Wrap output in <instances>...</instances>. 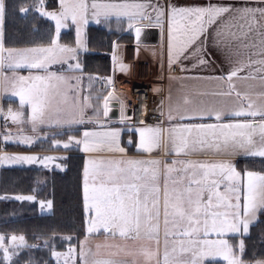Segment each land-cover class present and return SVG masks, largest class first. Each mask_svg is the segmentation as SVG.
I'll return each instance as SVG.
<instances>
[{
    "label": "snow or ice",
    "instance_id": "1",
    "mask_svg": "<svg viewBox=\"0 0 264 264\" xmlns=\"http://www.w3.org/2000/svg\"><path fill=\"white\" fill-rule=\"evenodd\" d=\"M44 2L34 0L32 5L21 7L19 11L28 13L34 9L40 16L55 21L56 37L70 20L77 25L78 46H82L81 26L87 24L89 16L97 23L101 16L105 19L115 16L127 18L129 28L141 21L152 23L154 20L164 31L166 22L170 68L181 57L187 59L189 55L200 54L209 37L216 47L239 57L226 76L212 78L226 81V90L185 93L174 102L168 97L167 110L161 115L167 116L169 126L136 129L138 151L152 153L163 149L164 156L177 157L170 163L160 159L123 158L125 149L120 147L118 129L85 131L82 138L75 141L83 145L81 151L96 154L86 159L83 170L85 223L88 235L102 230L106 242L97 244L95 252L85 250L84 242L78 253L71 247L67 253L53 250L51 256L57 264L61 259L63 264H77V256L79 264H121V259L127 257L132 258L133 264H205L206 261L244 264L243 242L237 254L226 237L240 232L241 225L247 234L250 219L264 209V173L245 171L241 174L229 160L191 157L242 153L264 158V8L218 3L161 7L151 0L120 3L60 0L57 13L45 11ZM4 13L5 3L0 0V25ZM139 32L137 28V36ZM56 37L48 47L27 49L5 48L0 38V90L19 97L20 106L15 112L10 108L5 119L21 123L23 109L27 106L30 109L27 123L32 125L33 131L46 121L57 125L85 123L84 109L92 107L91 97H81L76 85L70 83L79 78L48 71L52 64L68 63L65 53L75 58L76 50L59 45ZM198 63L202 65L207 61L199 55ZM5 67L13 71L28 68L46 74L7 77L3 75ZM69 69L78 70L80 65L69 64ZM120 70L125 71L126 67L120 65ZM235 80L258 81V85L241 91ZM111 83L109 78L108 84ZM205 97L224 99L206 100ZM112 98L111 92L104 97L105 116ZM163 104L162 101V107ZM95 111L98 116L99 108ZM213 117L216 123H182ZM225 120L228 122H223ZM72 139L69 137L70 141ZM20 142L31 143L32 140L22 137ZM64 147L68 148L69 144ZM101 153L121 156L99 155ZM52 159L44 157L41 162ZM36 160L35 156H0V164ZM15 198L34 199L32 196ZM47 204L50 208L51 201ZM212 236L216 238H210ZM24 247L37 245L28 246L22 235H0V252L5 264Z\"/></svg>",
    "mask_w": 264,
    "mask_h": 264
},
{
    "label": "crops",
    "instance_id": "2",
    "mask_svg": "<svg viewBox=\"0 0 264 264\" xmlns=\"http://www.w3.org/2000/svg\"><path fill=\"white\" fill-rule=\"evenodd\" d=\"M99 2H114L120 3L124 2V0H99ZM127 2H145V0H127ZM91 3V0H89ZM151 3L156 5H160L161 7H165L166 5H177V6H196L203 5L207 3H218V4H228L236 7H252V8H264V2L262 0H151ZM45 11L48 12H59L60 11V0H45L44 2ZM39 14V13H38ZM40 15V14H39ZM42 17V16H41ZM99 23H97L96 19H93L91 16L88 17L87 24H83L81 26V35L80 39L86 41L85 47H78L75 50V59L74 64H79L80 69H69L66 68V64L64 63V67L61 63L52 64L49 66L48 71L54 72L57 75H63L65 77H77L78 80L73 79L70 83L76 85L78 91H80L81 97L88 95L91 97L89 101L92 105L90 108L84 109L85 114V123L82 124H62L57 125L53 124L54 122H45L40 126L36 127L35 132L32 133V126H29L27 123L28 115L30 114V109L27 106L23 109L24 117L21 118L22 124L12 123L7 130L5 128L3 131H6V134L9 133L10 139L4 140V137L0 139V154L12 156V155H22V156H35L37 160L33 163L20 162V166H34L45 169H64L65 163L68 155L73 153H81L86 159L90 156L96 155L92 153H85L81 151L83 145H77L75 143L76 140L81 139L83 133L85 131H107L111 129H118L120 131L119 143L120 147L125 149V153L123 154V158L128 159H160L167 160L169 163L172 159H176L177 157L169 155L164 156L163 149L154 150L152 153H145L142 151H138L137 144L139 143V133L136 129L142 127H129L126 126L123 121L125 118L119 117L110 118L108 115H104V97L107 96L110 92L116 95H119L115 91L109 89L107 92L100 89L97 76L101 75L99 72H95L89 68L90 64H87V53H90V50H96L98 52H102L98 49H92L90 43L91 34H95V37L98 35H106L113 34L116 39L112 44V72L106 78H111L112 83L114 85L125 84L129 85L131 82L136 80H143L151 75L153 76H162L164 66H169L168 59V46H167V32H166V22L164 31L161 30L159 26L155 25L153 20L152 23L148 21H141L134 25V27L129 28L128 20L125 17H121L117 19L115 16L108 17L105 19L104 17H99ZM259 19V18H258ZM42 20L50 22L54 27V37H56L55 33V21L50 20L46 17H42ZM68 26L63 27L60 30V34L57 38L58 44L61 46L69 47L71 45L75 46V39H77V25H74L69 20L67 22ZM139 26H148V27H157L159 29V41L156 43H142L136 41V29ZM211 31V30H210ZM66 33L68 34L67 42H63L61 40L62 35ZM0 38H2L3 42V23L0 25ZM52 38V39H53ZM50 43L47 44H37V45H29L22 47H6L11 49H27L34 47H48ZM99 45L95 42L94 47H98ZM191 51V50H190ZM95 53V52H91ZM72 54L65 53L64 57L70 60ZM185 55H189L186 53ZM199 55H202L203 58L207 61L205 64H199L198 58ZM239 59L234 55H230L223 48H218L213 43L211 37L204 43L203 50L197 56H190L185 59L181 57L177 63L178 72L177 73H169L166 78V91L164 99H160L158 101V106L164 112L167 110V106L169 103L168 97L172 98V101H176L177 98L184 95L185 93H190L194 91H212V90H226L227 82L220 81L216 79H212L215 77H224L228 74V72L235 65V61ZM173 64V65H174ZM120 65H124L126 67L125 71L120 70ZM8 68L5 67L3 69V74ZM183 69V71H182ZM9 71L13 75L16 76H29V75H45L46 73L37 70H30L28 68H17L14 71L9 69ZM247 71V70H246ZM71 72V73H70ZM245 73H240L239 75L243 76ZM91 78V79H90ZM83 81L84 83L80 84ZM236 87L239 90H243L242 88H246V81L235 80ZM258 82V81H257ZM80 85V88L78 87ZM206 100H220L224 98L218 97H205ZM19 98L11 95L9 99H7L9 107L12 106L16 108L19 106ZM110 101H118L120 107V101L113 97ZM162 101L164 102L162 107ZM108 102V103H109ZM5 100H3V105ZM109 107V105H108ZM99 108V115L97 116L95 109ZM5 119V118H2ZM24 120V122H23ZM181 121H173V123H179ZM217 121L213 118L205 119V120H185L182 123H216ZM223 122H228L227 120ZM149 126H161L168 127L169 123L167 120V116L165 115L164 122L160 125H149ZM145 127V126H144ZM14 130V131H13ZM3 131L0 133L2 134ZM40 134V135H39ZM19 135V136H18ZM12 136V138H11ZM22 137L31 138L32 142L21 143L20 139ZM69 137L73 139L70 141ZM54 142H59L55 144ZM69 144L68 148L64 147V144ZM18 146L19 150L10 149L13 146ZM99 155L105 156H115L119 158L121 154L119 153H101ZM44 157H53L54 159L45 161L42 163ZM184 157H181L183 159ZM192 159H226L229 160L236 168L238 172L243 174L246 170V159H264L262 157H251L246 156L242 153H234L231 156H212V155H195L191 157ZM84 161V165H85ZM11 163V162H10ZM11 164V165H12ZM47 165V166H45ZM59 166V167H57ZM253 171V170H252ZM259 172V171H257ZM264 173V172H261ZM35 197V195H33ZM264 216V209L258 210L254 217L250 219L249 229L247 234L243 232V226L241 225V230L238 233L229 234L226 238L228 239L229 244L234 247V250L237 254H240L239 245L241 241L243 242V253L242 260L244 264H264V255L261 257H252L247 258V249L249 247L247 237L251 233L252 226L262 217ZM258 217V218H257ZM87 218V216H86ZM86 230V223H85ZM163 232V226L161 225V235ZM89 242H84L85 250H92L95 252L97 244H103L106 242L105 235L102 233L88 235L87 231L84 236V239H88ZM215 239V236L210 237ZM82 240V242L84 241ZM81 245V244H80ZM162 250V248H161ZM77 263L79 264V258H77ZM217 264V262L206 261L205 264ZM121 264H133L132 258H122ZM219 264H223V262H219Z\"/></svg>",
    "mask_w": 264,
    "mask_h": 264
},
{
    "label": "trees",
    "instance_id": "3",
    "mask_svg": "<svg viewBox=\"0 0 264 264\" xmlns=\"http://www.w3.org/2000/svg\"><path fill=\"white\" fill-rule=\"evenodd\" d=\"M33 2L34 0H4V46L22 47L51 42L54 36L52 23L42 20L34 9L28 13L19 11L21 7L30 6ZM67 37L68 34L64 33L61 40L67 42ZM115 40L111 33L97 37L91 34V48L102 52L87 53L86 63L90 64V69L111 74L112 44ZM95 42L98 47H94ZM105 66L106 69H103L102 67ZM10 149L19 150V147L16 145ZM84 161L83 154L73 153L68 155L64 169L2 166L0 168V235L6 237L11 234L23 235L28 243L37 245L33 250L38 256L42 248L46 249L49 256L53 245L58 251H65L70 246L77 247L76 245L80 244L86 234V213L83 204ZM246 168L264 172V159H246ZM15 195H35L36 199L19 201L13 197ZM41 199L51 200L50 213L39 212ZM263 233L264 216L252 226L251 233L247 237L249 242L245 255L247 258L264 255V240L261 237ZM29 250L22 251L21 263L17 264H23L28 256L31 258L30 254L34 253ZM50 257L54 262L51 263L57 264L53 257Z\"/></svg>",
    "mask_w": 264,
    "mask_h": 264
},
{
    "label": "rangeland",
    "instance_id": "4",
    "mask_svg": "<svg viewBox=\"0 0 264 264\" xmlns=\"http://www.w3.org/2000/svg\"><path fill=\"white\" fill-rule=\"evenodd\" d=\"M44 10H46V8H44ZM81 40V42H82V46L81 47H85L86 45V41H84L83 39H80ZM75 46H73V45H71V46H69V48H73V49H76V48H78V47H80V46H78L77 45V39H75ZM76 60L75 59H73V61L71 60V58H70V60L68 59V63H66V68H69V64H71V65H76V64H74V62H75ZM62 64V66L64 67V63H61ZM108 64V63H107ZM177 65V64H176ZM103 69H106V66L105 67H102ZM164 70V69H163ZM95 72H97V71H95ZM71 73V72H70ZM99 73H101V72H99ZM12 74L13 73H11L10 71H9V69H7L5 72H4V76H7V77H12ZM108 75L107 74H105V73H101V75H98L97 76V82L99 81V80H101V79H104V78H106ZM161 76H153V75H151L150 77H148V78H146V79H143V80H136V81H133V82H131L130 83V86L133 84H139V83H144L145 81H148L149 79H155V78H160ZM82 83H84L83 81H81L80 82V84H82ZM98 85H99V82H98ZM250 85H258V82L257 81H251V80H249V81H246V87L247 86H250ZM79 88H80V85L78 86ZM243 90L242 91H244L246 88L245 87H243L242 88ZM114 91V90H113ZM109 92H107V94H108ZM11 97V94L10 93H6V92H4L3 90H0V132L1 131H3V128L1 127V119L2 118H5L7 115H8V110L11 108L12 110H13V112H15V111H18V110H20V106H17L16 108H13L12 106H10L9 107V105H8V102H7V99H9ZM15 97V96H14ZM113 97H116L119 101H120V107H119V117H123V118H128V114H127V107H126V105H125V101H124V96L123 95H116V94H114L113 93ZM19 98V97H18ZM3 100H5V103H4V105H3ZM19 101V100H18ZM24 117V116H23ZM24 119H25V117H24ZM23 122H24V120H23ZM21 124H22V121H21ZM53 124H55V123H53ZM17 125H18V123H17ZM23 125V124H22ZM28 125L29 126H32L30 123H28ZM18 126H20V125H18ZM38 126H40V125H38ZM5 130H9V129H5ZM3 131V133L1 134L0 133V139H1V137H4V140H6L5 139V137L6 136H10L9 135V133L8 134H6V131ZM14 131V130H13ZM33 134L35 133H38V132H35V131H33L32 132ZM40 135V134H39ZM19 136V135H18ZM11 138H12V136H11ZM0 156H4L3 154H0ZM11 164L12 163H10L9 161H6V162H4V163H2V164H0V168L2 167V166H11ZM13 164H19V163H13ZM12 164V165H13ZM246 169H248V168H246ZM246 171H252V170H246ZM255 172H257V171H255ZM17 196H32V197H34L33 195H15V196H13L14 198L15 197H17ZM36 199V196L34 197V199L33 200H35ZM33 200H31V201H33ZM19 201H21V200H19ZM48 201H51V200H49V199H41L40 201H39V212L40 213H42V214H48V213H50L51 211H52V202H51V207L49 208L48 207V204H47V202ZM258 218V217H257ZM2 235V234H1ZM11 235H16V236H21V234H11ZM10 235V236H11ZM5 237H6V235H4ZM9 236V237H10ZM23 236V235H22ZM261 237H262V239L264 240V233L261 235ZM25 238V237H24ZM84 239V237L81 239V241H80V244H81V242H82V240ZM90 238H88L87 240L86 239H84V241L83 242H86V241H88ZM25 241H26V244L28 245V246H31V245H33L32 243H28L27 242V240H26V238H25ZM86 243H88L89 244V242H86ZM80 244L79 245H76L77 247H75V246H73V247H71V248H73L77 253L79 252V250H80ZM263 244V243H262ZM43 247H46V245H43ZM70 247H68V249L70 248ZM26 249H30L29 251H33V253L34 254H30V256H31V258L28 256L27 257V259L23 262V264H35V262H36V264H38V263H41V264H52L51 263V261L53 262V260H52V258L50 257L51 256V252L53 251V250H55L56 252H59V253H67L68 252V249L67 250H65V251H58V249L56 248L55 249V247H54V245L51 247V250H50V255L48 256V252L46 251V249H43L42 248V250L39 252V256L37 255V252H35L34 250H33V247H24V248H22V249H20L19 251H18V254L17 255H15V256H13V258H12V261L11 262H8V264H17V263H21L20 262V260H21V254H22V251H24V250H26ZM3 253L2 252H0V264H5V262L3 261ZM77 258H78V256H77ZM45 259V261L43 262V260ZM54 259V258H53ZM34 260V261H33ZM55 260V259H54ZM56 261V260H55ZM57 262V261H56ZM54 263V262H53ZM60 263H62L63 264V259H61V261H60Z\"/></svg>",
    "mask_w": 264,
    "mask_h": 264
},
{
    "label": "built area",
    "instance_id": "5",
    "mask_svg": "<svg viewBox=\"0 0 264 264\" xmlns=\"http://www.w3.org/2000/svg\"><path fill=\"white\" fill-rule=\"evenodd\" d=\"M178 65L174 64L171 66H164L163 75L160 78L149 79L144 83L132 84L126 86L125 84L114 85L108 84V79L104 78L100 80L101 89L112 86L113 89L119 94L124 96L125 105L131 110L128 118L124 121V124L129 127H144L149 125H160L164 122L165 115H161L162 110L158 106V101L164 99L166 91V76L169 73H177ZM137 89H144L147 94H151L152 98L147 108L143 106L144 114L139 115L141 94L137 93ZM146 97V94H142V98ZM12 126V123L7 119L1 120V127L8 129Z\"/></svg>",
    "mask_w": 264,
    "mask_h": 264
},
{
    "label": "water",
    "instance_id": "6",
    "mask_svg": "<svg viewBox=\"0 0 264 264\" xmlns=\"http://www.w3.org/2000/svg\"><path fill=\"white\" fill-rule=\"evenodd\" d=\"M139 36L136 33V41L142 43H156L159 41V29L157 27L139 26ZM91 52H98L96 50H90ZM108 116L110 118H116L118 116L119 102L110 101L108 103ZM131 110L127 109V114H130Z\"/></svg>",
    "mask_w": 264,
    "mask_h": 264
},
{
    "label": "bare ground",
    "instance_id": "7",
    "mask_svg": "<svg viewBox=\"0 0 264 264\" xmlns=\"http://www.w3.org/2000/svg\"><path fill=\"white\" fill-rule=\"evenodd\" d=\"M126 86H129V85H126ZM136 92L137 93H139V94H141V99L139 100V103H140V108H139V115H142V114H144V112H143V106L142 105H146V102H149L150 100H151V98H152V95L151 94H147V92L144 90V89H137L136 90ZM142 94H146V97L144 96L143 98H142ZM148 107V105H146L145 106V108H147Z\"/></svg>",
    "mask_w": 264,
    "mask_h": 264
}]
</instances>
